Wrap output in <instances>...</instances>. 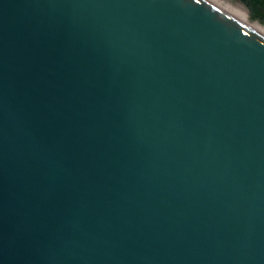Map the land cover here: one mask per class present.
<instances>
[{
  "label": "water",
  "instance_id": "95a60500",
  "mask_svg": "<svg viewBox=\"0 0 264 264\" xmlns=\"http://www.w3.org/2000/svg\"><path fill=\"white\" fill-rule=\"evenodd\" d=\"M0 264H264V37L204 0H0Z\"/></svg>",
  "mask_w": 264,
  "mask_h": 264
},
{
  "label": "bare ground",
  "instance_id": "6f19581e",
  "mask_svg": "<svg viewBox=\"0 0 264 264\" xmlns=\"http://www.w3.org/2000/svg\"><path fill=\"white\" fill-rule=\"evenodd\" d=\"M215 6L230 17L245 25L248 29L264 37V23L253 20L249 16V9L241 2H232L230 0H204Z\"/></svg>",
  "mask_w": 264,
  "mask_h": 264
},
{
  "label": "flooded vegetation",
  "instance_id": "af4514ba",
  "mask_svg": "<svg viewBox=\"0 0 264 264\" xmlns=\"http://www.w3.org/2000/svg\"><path fill=\"white\" fill-rule=\"evenodd\" d=\"M232 2H241L245 6L252 8L254 14L264 19V0H230Z\"/></svg>",
  "mask_w": 264,
  "mask_h": 264
},
{
  "label": "rangeland",
  "instance_id": "374dc122",
  "mask_svg": "<svg viewBox=\"0 0 264 264\" xmlns=\"http://www.w3.org/2000/svg\"><path fill=\"white\" fill-rule=\"evenodd\" d=\"M248 9H249V16H250L251 19L258 20L261 23H264V19H262L261 17L257 16L256 14H254V11L252 10V8L248 7Z\"/></svg>",
  "mask_w": 264,
  "mask_h": 264
}]
</instances>
